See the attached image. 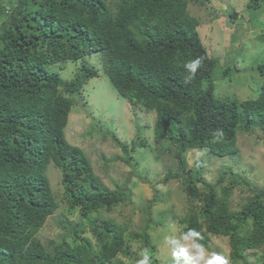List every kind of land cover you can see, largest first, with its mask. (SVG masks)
I'll list each match as a JSON object with an SVG mask.
<instances>
[{"label": "trees", "instance_id": "1", "mask_svg": "<svg viewBox=\"0 0 264 264\" xmlns=\"http://www.w3.org/2000/svg\"><path fill=\"white\" fill-rule=\"evenodd\" d=\"M206 2L0 0V264H110L120 253L129 255L123 249L127 228L92 216L121 204L125 193L108 191L64 136L75 104L70 97L98 73L83 63L63 82L48 67L95 53L102 54L103 74L120 98L155 112L156 158L169 153L177 161V172H167L163 181L182 179L184 190L202 202L204 221L195 211L183 215L182 234L202 246L207 240L200 238L202 231L228 237L231 264H245L246 251L264 246V188L232 212L230 188L220 196L212 187L201 193L199 173L186 170L187 150L233 157L239 132L259 127L264 133V80L255 99L237 103L213 95L217 63L200 43L199 22L187 12L188 4ZM263 3L250 0L248 8ZM229 17L233 24L236 14ZM258 70L264 77V67ZM122 149L126 153V145ZM50 166L61 172L69 208L81 214L77 223L57 218L66 235L69 230L71 245L65 238L42 244L36 237L58 208L47 178ZM231 180L232 186L240 182ZM145 223L130 236L150 240L148 216ZM85 226L92 238L81 236Z\"/></svg>", "mask_w": 264, "mask_h": 264}, {"label": "rangeland", "instance_id": "2", "mask_svg": "<svg viewBox=\"0 0 264 264\" xmlns=\"http://www.w3.org/2000/svg\"><path fill=\"white\" fill-rule=\"evenodd\" d=\"M249 1L208 0L204 5L187 6L188 14L199 22L200 43L217 63L213 95L229 102L255 99L264 80L258 70L259 66L264 67V3L252 10L248 8ZM229 14L237 16L231 28L225 20ZM101 57V53H95L80 61H64L48 67L63 82L72 80L83 63L98 73L70 97L75 104L68 115L64 136L69 145L83 152L93 173L108 191L125 193L121 204L92 213L93 220L110 219L127 228L123 249L129 255L120 253L110 264H231L228 237L208 236L202 231L200 238H207L206 246H202L196 239L182 234L178 221L183 215L195 211L199 221H204L202 202L184 190L182 179L163 181L167 172H177V161L169 153L156 158L155 112L145 111L119 97L103 74ZM236 147L238 152L233 157H213L208 149L187 150L184 154L186 170L195 168L201 177L203 183L198 185L201 193L212 187L220 196L224 189H231L227 203L232 212L241 210L252 197V191L264 188V133L259 127L248 133L239 132ZM125 158L129 159L128 163ZM232 176L239 178L237 186H232ZM47 178L58 208L36 237L42 244L59 243L65 238L71 245L69 230L66 235L57 218L64 216L77 223L80 211L69 208L65 200L61 172L50 166ZM147 216L150 240L142 242L130 235L144 228ZM94 224L103 223L96 220ZM91 232L85 226L81 236L92 238ZM245 264H264V246L257 251H246Z\"/></svg>", "mask_w": 264, "mask_h": 264}, {"label": "bare ground", "instance_id": "3", "mask_svg": "<svg viewBox=\"0 0 264 264\" xmlns=\"http://www.w3.org/2000/svg\"><path fill=\"white\" fill-rule=\"evenodd\" d=\"M225 20L228 21V23L230 24V26H228L227 24H226V26H227L228 28H231V27L233 26V24H232L231 21H230V17L227 16ZM206 57H207V56H206Z\"/></svg>", "mask_w": 264, "mask_h": 264}, {"label": "water", "instance_id": "4", "mask_svg": "<svg viewBox=\"0 0 264 264\" xmlns=\"http://www.w3.org/2000/svg\"><path fill=\"white\" fill-rule=\"evenodd\" d=\"M226 24H227L228 26H230V24L228 23V21H226Z\"/></svg>", "mask_w": 264, "mask_h": 264}]
</instances>
